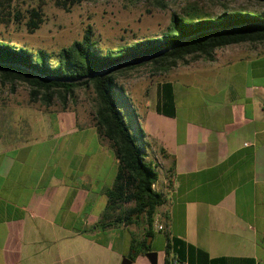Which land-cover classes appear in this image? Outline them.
<instances>
[{"label": "crops", "instance_id": "obj_1", "mask_svg": "<svg viewBox=\"0 0 264 264\" xmlns=\"http://www.w3.org/2000/svg\"><path fill=\"white\" fill-rule=\"evenodd\" d=\"M227 66L204 76L202 114H160L158 98L138 109L146 161L159 174L154 189L166 198L148 238L158 264L168 236L196 264H264V88L226 92ZM100 137L96 122L69 113L28 112L1 131L0 264H122L135 254L143 226L95 229L119 166ZM132 264L151 263L140 254Z\"/></svg>", "mask_w": 264, "mask_h": 264}, {"label": "trees", "instance_id": "obj_2", "mask_svg": "<svg viewBox=\"0 0 264 264\" xmlns=\"http://www.w3.org/2000/svg\"><path fill=\"white\" fill-rule=\"evenodd\" d=\"M67 12L84 2L94 0H51ZM264 4V0H256ZM15 0H0V10ZM162 9L167 8L161 4ZM16 15L21 14L19 11ZM26 22L29 33H34L43 22L38 10L32 9ZM87 32L81 41L52 55L40 50L31 52L8 42H0V80L14 89L17 83L30 87L31 101L46 107L59 100L64 106L75 100L76 91L92 88L96 96L94 120L102 137L108 140L119 161L113 187L106 190L108 203L95 229L143 226L145 239L133 241L135 261L140 254L153 251L147 240L154 235L158 208L165 196L154 186L159 180L155 167L146 161L145 143L138 145L121 111L122 101L128 104L137 123L138 133L146 137L138 124V114L126 90L119 85L118 76L143 66L169 72L180 64L192 61L215 62L218 50L240 45L264 44V15L249 12L223 13L215 19L173 17L167 31L160 38L138 41L117 50L101 49ZM176 96L171 83L158 91L157 111L164 115L176 114ZM163 153L164 150H161ZM130 205V207H126ZM166 264L177 258L196 264L186 256L184 242L167 237Z\"/></svg>", "mask_w": 264, "mask_h": 264}, {"label": "rangeland", "instance_id": "obj_3", "mask_svg": "<svg viewBox=\"0 0 264 264\" xmlns=\"http://www.w3.org/2000/svg\"><path fill=\"white\" fill-rule=\"evenodd\" d=\"M161 4H165L167 8L162 9ZM32 9L40 12L43 22L38 30L29 33L26 22ZM17 11L21 14L16 15ZM225 12L264 15V4L256 0H94L84 2L67 12L51 0H15L13 5H6L3 11L0 10V42H8L31 52L43 50L55 55L74 42L81 41L87 32H91L92 40L101 49L117 50L141 40L162 37L174 16L209 20ZM250 59V63H240ZM225 66L229 68L225 81L226 92L238 95L246 87L264 88V44L218 50L215 62L192 61L188 65L180 64L169 72L156 71L151 65L143 66L118 76V83L126 90L137 112L142 103L148 102L154 107L160 87L168 82L173 84L176 88L178 115L182 120L187 113H203L204 105L209 102L204 96V84L207 82L204 76L210 77L211 68ZM245 67H248V71H244ZM12 88L10 84L5 85L0 80V133L10 130L12 118L28 112L41 115L69 113L76 115L85 124L95 122L96 96L92 88L77 90L75 100L65 106L56 100L51 107H46L42 102H32L31 89L26 84L17 83ZM121 111L136 143L141 145L133 113L123 101ZM30 123L34 124L33 121ZM43 123L46 124L47 121ZM35 124L38 125L36 122ZM68 126L66 129L71 127ZM54 130L57 131L55 128ZM90 137L89 133L88 138ZM92 140L94 145L95 140ZM107 144L109 142L100 137V151L105 152ZM107 160L110 167L111 160ZM117 168L116 164L115 174ZM139 242L142 241L138 240ZM147 245H152L154 249L158 246L156 243L149 244V240Z\"/></svg>", "mask_w": 264, "mask_h": 264}, {"label": "water", "instance_id": "obj_4", "mask_svg": "<svg viewBox=\"0 0 264 264\" xmlns=\"http://www.w3.org/2000/svg\"><path fill=\"white\" fill-rule=\"evenodd\" d=\"M146 257L149 259L151 264H158V253L157 252H149L146 254ZM133 261L129 258H125L122 264H132Z\"/></svg>", "mask_w": 264, "mask_h": 264}, {"label": "built area", "instance_id": "obj_5", "mask_svg": "<svg viewBox=\"0 0 264 264\" xmlns=\"http://www.w3.org/2000/svg\"><path fill=\"white\" fill-rule=\"evenodd\" d=\"M164 230V228L162 226L158 227V231H162ZM172 264H190L188 261L186 260H179V259H175Z\"/></svg>", "mask_w": 264, "mask_h": 264}]
</instances>
